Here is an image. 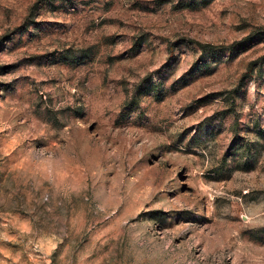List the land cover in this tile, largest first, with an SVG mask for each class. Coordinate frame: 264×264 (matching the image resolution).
Listing matches in <instances>:
<instances>
[{"label": "rangeland", "instance_id": "1", "mask_svg": "<svg viewBox=\"0 0 264 264\" xmlns=\"http://www.w3.org/2000/svg\"><path fill=\"white\" fill-rule=\"evenodd\" d=\"M0 264H264V0H0Z\"/></svg>", "mask_w": 264, "mask_h": 264}]
</instances>
